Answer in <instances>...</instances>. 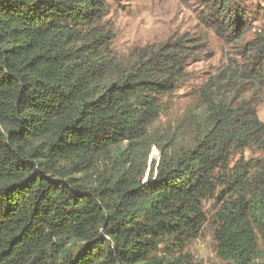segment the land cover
<instances>
[{
    "label": "trees",
    "instance_id": "1",
    "mask_svg": "<svg viewBox=\"0 0 264 264\" xmlns=\"http://www.w3.org/2000/svg\"><path fill=\"white\" fill-rule=\"evenodd\" d=\"M194 1L238 49L160 131L194 44L118 59L108 0H0V264H188L210 200L217 256L256 262L264 168L235 158L264 151V29Z\"/></svg>",
    "mask_w": 264,
    "mask_h": 264
},
{
    "label": "rangeland",
    "instance_id": "2",
    "mask_svg": "<svg viewBox=\"0 0 264 264\" xmlns=\"http://www.w3.org/2000/svg\"><path fill=\"white\" fill-rule=\"evenodd\" d=\"M107 27L113 26L111 46L118 59H127L137 50L162 44L168 40L194 44L195 54L186 67L187 80L179 86L167 102V111L159 120L158 130H164L180 118L183 110L193 100L191 91L204 80L217 73L229 58H235L237 46L231 39L220 37L209 30L204 20L208 10L194 0H108ZM241 6L249 17L250 29L247 40L264 29V0H241ZM258 100V99H256ZM264 100V99H263ZM258 117L264 123V101L257 106ZM156 148L151 149L148 159H158ZM240 157L256 167L264 168V151L252 149L242 152ZM147 173L144 180L146 181ZM208 220L196 238L187 244L188 264H230L217 256L213 238L212 212L216 201L204 203ZM213 215V214H212ZM254 264H264V250Z\"/></svg>",
    "mask_w": 264,
    "mask_h": 264
}]
</instances>
